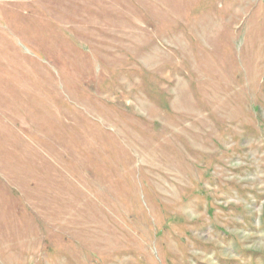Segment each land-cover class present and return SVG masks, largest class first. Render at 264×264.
<instances>
[{
  "label": "rangeland",
  "instance_id": "1",
  "mask_svg": "<svg viewBox=\"0 0 264 264\" xmlns=\"http://www.w3.org/2000/svg\"><path fill=\"white\" fill-rule=\"evenodd\" d=\"M0 23V264H264V0Z\"/></svg>",
  "mask_w": 264,
  "mask_h": 264
},
{
  "label": "bare ground",
  "instance_id": "2",
  "mask_svg": "<svg viewBox=\"0 0 264 264\" xmlns=\"http://www.w3.org/2000/svg\"><path fill=\"white\" fill-rule=\"evenodd\" d=\"M153 60H154V59L151 58V59L147 60V62L150 63V64H152ZM151 156H152V155H151ZM152 159H153V158H152Z\"/></svg>",
  "mask_w": 264,
  "mask_h": 264
},
{
  "label": "crops",
  "instance_id": "3",
  "mask_svg": "<svg viewBox=\"0 0 264 264\" xmlns=\"http://www.w3.org/2000/svg\"><path fill=\"white\" fill-rule=\"evenodd\" d=\"M4 0H0V2H3ZM0 26H1V23H0ZM2 27V26H1ZM1 27H0V30H1ZM2 47V46H1ZM3 48V47H2ZM1 48V49H2ZM0 52H3L2 50Z\"/></svg>",
  "mask_w": 264,
  "mask_h": 264
}]
</instances>
